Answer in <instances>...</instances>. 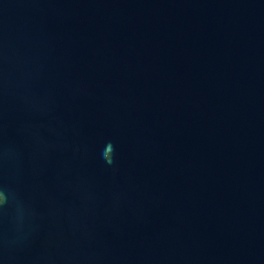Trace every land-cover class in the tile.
<instances>
[{"label":"water","instance_id":"1","mask_svg":"<svg viewBox=\"0 0 264 264\" xmlns=\"http://www.w3.org/2000/svg\"><path fill=\"white\" fill-rule=\"evenodd\" d=\"M0 264H264V0H0Z\"/></svg>","mask_w":264,"mask_h":264}]
</instances>
